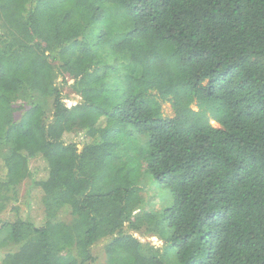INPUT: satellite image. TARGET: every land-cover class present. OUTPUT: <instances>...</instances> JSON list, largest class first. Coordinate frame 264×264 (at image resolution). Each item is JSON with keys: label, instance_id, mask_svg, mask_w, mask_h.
Returning <instances> with one entry per match:
<instances>
[{"label": "trees", "instance_id": "1", "mask_svg": "<svg viewBox=\"0 0 264 264\" xmlns=\"http://www.w3.org/2000/svg\"><path fill=\"white\" fill-rule=\"evenodd\" d=\"M0 146V264H171L129 232L144 173L175 264H264V0H0Z\"/></svg>", "mask_w": 264, "mask_h": 264}, {"label": "rangeland", "instance_id": "2", "mask_svg": "<svg viewBox=\"0 0 264 264\" xmlns=\"http://www.w3.org/2000/svg\"><path fill=\"white\" fill-rule=\"evenodd\" d=\"M55 80H59V77L57 76V72L55 73ZM58 77V79H57ZM66 81L67 83L63 87V93L65 96H67L65 99L69 101H75L78 100L77 96H74L72 90L70 89V82L71 79L68 75H66ZM64 99V100H65ZM35 100L41 101V103L44 104V106L49 110L52 102V97H41L37 93H35ZM68 104V103H67ZM162 113L164 116H173L174 111L173 108L170 104V102L165 101L162 103ZM212 125L217 126V124L214 121H211ZM66 141H71L73 139L72 134H67L65 137ZM78 140H81V143L83 141L82 139V134L79 133L77 136ZM82 144H79L77 146L78 148ZM8 149L6 146H0V156H4ZM31 170L36 173V176H43L45 175V168L42 166V163L39 162V160H32L31 164ZM30 184L29 179H24L22 182H20L17 187V199L16 200H11L8 206L3 210L0 211V221L2 222H7L8 220L11 221L14 218L13 211L11 209V205H17L19 206V209L22 212L27 211V200L25 197L26 196V189L28 188ZM141 185H142V191L140 192L141 197L143 198V206L142 208L138 211H136L139 216H143V214H150L154 216L153 220H150L149 223L143 222L142 225V230L140 232H134V231H129L128 229V224L125 223L123 230L129 231L133 233L138 240L141 243V249L144 251L146 254H152V253H159L162 254V258L171 264H175V255L173 252V249L167 246V243L163 240L160 239L159 234L157 233V226L155 225V222L157 221V215L160 214L164 208L169 206L172 202V197L168 189L160 186L154 179L153 177L148 174L144 173L141 177ZM30 196H34L32 193ZM29 203V202H28ZM30 204V203H29ZM55 204L53 202L48 203L49 209H54ZM41 210L40 208H35L31 214L33 216V219H39L40 217ZM150 228H153L151 231L145 230L146 226ZM155 225V226H154ZM5 231L0 232V240L3 238ZM104 240H101L97 242L93 246V252L96 255V260L95 262L91 264H103L105 261V253H104ZM0 251H3L2 248H0Z\"/></svg>", "mask_w": 264, "mask_h": 264}, {"label": "built area", "instance_id": "3", "mask_svg": "<svg viewBox=\"0 0 264 264\" xmlns=\"http://www.w3.org/2000/svg\"><path fill=\"white\" fill-rule=\"evenodd\" d=\"M64 102L66 103V105L68 106H72V105H74L77 101L75 100V101H69V100H64ZM68 103V104H67Z\"/></svg>", "mask_w": 264, "mask_h": 264}]
</instances>
